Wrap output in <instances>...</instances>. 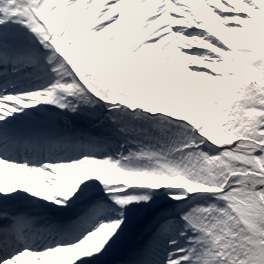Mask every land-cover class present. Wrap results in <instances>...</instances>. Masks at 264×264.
I'll return each instance as SVG.
<instances>
[{"label":"snow or ice","instance_id":"snow-or-ice-1","mask_svg":"<svg viewBox=\"0 0 264 264\" xmlns=\"http://www.w3.org/2000/svg\"><path fill=\"white\" fill-rule=\"evenodd\" d=\"M0 264H264V0H0Z\"/></svg>","mask_w":264,"mask_h":264},{"label":"bare ground","instance_id":"bare-ground-1","mask_svg":"<svg viewBox=\"0 0 264 264\" xmlns=\"http://www.w3.org/2000/svg\"><path fill=\"white\" fill-rule=\"evenodd\" d=\"M127 8H128V10L130 11V10H131V4H129V5L127 6Z\"/></svg>","mask_w":264,"mask_h":264},{"label":"rangeland","instance_id":"rangeland-1","mask_svg":"<svg viewBox=\"0 0 264 264\" xmlns=\"http://www.w3.org/2000/svg\"><path fill=\"white\" fill-rule=\"evenodd\" d=\"M131 7H132V5H131Z\"/></svg>","mask_w":264,"mask_h":264}]
</instances>
